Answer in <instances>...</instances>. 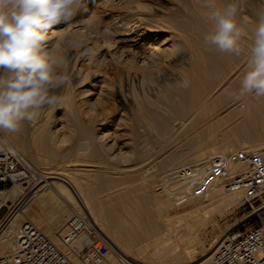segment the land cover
<instances>
[{
  "label": "bare ground",
  "instance_id": "1",
  "mask_svg": "<svg viewBox=\"0 0 264 264\" xmlns=\"http://www.w3.org/2000/svg\"><path fill=\"white\" fill-rule=\"evenodd\" d=\"M101 1L104 4V0ZM133 1L137 2L135 4L138 5V9L143 11L142 13L144 11L153 13H144L146 17L141 18L144 23L135 24L132 30L130 29L132 28L131 26L126 29L125 25L124 28L122 25H118V19L112 17L113 23L106 29L113 38H111V41L110 39H103L104 42L102 41L103 43L98 46L104 53L97 59L95 57L94 59L90 58V55L89 63H99L98 65L102 67L107 66L106 59H109L108 61H111V70L114 74L121 75L128 84H135L137 77H140V75H142V80H144L147 76L156 75L154 73L156 70L157 75L159 70L161 73L163 63L169 61L171 56L174 57L179 52L184 54L182 58L189 57L190 61L182 80L180 79L177 82L178 79L175 78L177 79L176 82L170 81L171 85L159 90L156 96L157 101L141 100L136 106L134 113H132L136 138L145 141L148 147L151 145L153 148L149 149L146 146H142L143 143L139 145L138 153L142 159L143 157L148 159L150 155L153 157L154 153H151L155 150L154 156H158L160 167L164 170L167 169L164 172L166 174L177 167V165L205 160L211 155L227 154L236 151L238 148L244 150L263 146L264 98L257 99L249 95L237 100L235 97L238 93L242 76L247 70L248 49L252 43V31L257 26L260 18L264 17V0H251L247 4H244L243 0H224V3L218 2L221 0H214L216 8H222L229 3L235 4L238 8L235 17L236 22L247 33L241 41V53L239 55L220 52L205 43L204 36L212 30L213 24L208 20L210 10L204 6L203 0L185 1V5L183 4L187 11L185 17L181 16L179 11H168L165 14L163 12L164 15H156L144 0V2L129 0L127 4ZM107 2L109 1L107 0ZM121 6L123 7V5ZM239 6L240 8H246V10L242 12ZM154 9L156 8L154 7ZM140 10L136 11V15L140 13ZM139 15L142 16L141 13ZM61 26L63 25H56L48 31L45 51L49 54L55 52V54L59 55L57 51H64L66 45L69 46L71 44L80 48L85 44H82L84 41L81 42V39H85V42H88L89 39L99 42L98 39L100 38L96 35L97 33L94 34L90 28L82 24L78 25L76 29L67 31H61ZM165 29H171L177 34L159 36V32H164ZM147 40L152 41V43L149 45L146 42L147 44H145ZM94 41L93 43H95ZM163 45L167 47L161 49ZM147 46L155 48L150 50ZM94 47L95 44H93ZM93 48L90 49L93 50ZM80 53L81 50L76 53L71 51L66 56L68 63L66 67L71 72L69 77L72 80L76 77V74H73L75 68L78 67L81 61ZM186 66L184 65V67ZM80 74L83 79L84 76L82 73ZM82 81H85V78ZM145 81L147 80L145 79ZM100 82L103 83L104 81ZM63 90L72 89H69V85H67ZM80 92L82 91L80 90ZM84 92L81 95H84ZM67 96V121L81 126L80 129L78 128L80 140L71 151L72 156L66 155L68 156L67 161L65 162L66 158L63 159V165L60 161L59 166H62L52 169L53 171L50 173H45L42 169L44 175L41 181L31 186L28 191L29 186L19 184L10 191L0 192V204L8 200L15 203L16 199L22 194H25L28 200L11 220L0 226V257L11 254L14 251L17 228L24 222L37 223L38 225H35L39 226L38 228L51 242L60 249L65 250L61 242L62 234L60 233L66 225L65 221L72 214L85 213L93 220L96 230L99 233H105L110 240L111 246L107 248L103 264H117L119 255L125 256L134 264H151L150 262L183 264L196 261L198 249L205 247L204 238L201 237L199 232L206 230L208 226L211 228V234L216 231V221L214 219L209 217L204 222L199 216L210 215L213 212L212 210L216 209L215 207L220 210V208H226L229 205H236L240 197L237 195H226L228 198H225L226 196L223 197L222 195L224 199L222 197L219 200L217 199L214 202L216 204H213L215 207L212 209L208 206V208H204V206L203 208L193 207L188 213L180 214L178 213L179 206L171 203V195L163 184L161 186L164 191L161 190L162 192L158 193L153 188L156 185H154L155 179L153 177L152 179L149 178L150 175L149 179L138 181L137 173L139 172H135L138 170L137 167L127 164L126 167L128 169L126 170H128L127 173L129 174H124L123 172L117 175V178H112L107 172L112 161L110 160L111 163L108 164L105 162L107 159L105 161L100 159L103 152L113 154L112 148L103 143L105 135L102 133L96 134L92 129L81 125L82 115L86 114V112L87 114L91 113L94 106L93 103L83 97L82 101H77V103L69 93ZM25 127L27 128V125L24 123V126L22 125L21 129L16 133L0 132V150L22 151V155H27L26 157H29L32 163L40 167L25 138L27 135ZM139 127L145 128L143 134L137 132ZM153 132H155L156 137ZM76 133H73L72 136ZM37 142L44 152L50 153L51 157L49 158L56 156L55 149L50 148V141L47 135L39 138ZM89 147L91 152L87 153ZM114 155H111L113 159ZM139 155L138 157H140ZM26 157L24 156V158ZM55 160H58V158ZM78 164H81L82 167H89L91 170H85L80 177L76 175L79 178L72 180L71 171L72 169L74 170L73 167L77 168ZM43 165L46 166L45 163ZM67 165L70 166L68 167ZM109 173L111 172L109 171ZM125 183L131 184V190H119L115 193L113 192V196L111 195V186H116L115 184L121 186V184L124 185ZM212 194H215L214 196L216 197L220 196L222 192L216 190ZM212 198L214 199L213 196ZM192 203L193 201L189 205ZM173 213L176 215H173ZM45 217L52 218L53 221L50 226L45 227V225L38 223L39 219L43 220ZM180 231H183L187 237V240L184 241L187 245L183 248L180 243L172 241L175 234ZM229 231L227 230L215 236L210 235V247L202 251L203 255L201 258L203 261L199 264L212 263L214 252L229 235ZM111 232L114 238H112ZM203 234L204 232L202 236ZM111 239H114V241ZM90 242V237L83 235L71 247L66 249L77 251L70 256L74 264H84L78 255V251L89 245Z\"/></svg>",
  "mask_w": 264,
  "mask_h": 264
},
{
  "label": "rangeland",
  "instance_id": "2",
  "mask_svg": "<svg viewBox=\"0 0 264 264\" xmlns=\"http://www.w3.org/2000/svg\"><path fill=\"white\" fill-rule=\"evenodd\" d=\"M100 1L101 0H84L83 7L81 8L80 11L77 12V14L74 16L73 20L66 25L62 24L63 26H61V28H60L61 31H64V30L67 31L70 29H76V27L78 25L82 24V25L90 28L94 34L97 33L96 35L100 39H98L99 42L94 41V39H89L88 42H85L86 41L85 39H81V42L84 41L82 44L85 43L84 46L80 47L81 49L79 47H74L71 44L69 46L66 45V48L64 51L60 50L61 53H60V51H57L59 55L55 54V52L50 53L54 57L66 59V56L68 54H70L71 51L76 53V52H79L81 50V53H80L81 54V61L78 64V67L75 68V71L73 73V74H76L75 75L76 77L73 80L70 79L71 83L68 84L69 89H72V90H67L68 92L66 90H61V92L59 94L65 95L66 97H68L67 94L69 93V95L72 98L74 97L73 99L75 102H77V101L80 102L84 98V99L91 100V102L93 103L94 106H93V109L91 110V113L87 114V112H86L87 115L86 114L82 115V124L81 125L84 127L92 129L96 134L102 133L105 135V140H103V143H106V146L108 145V147L112 148L113 154L103 152L100 159L102 161H105L107 159L105 162H107L108 164H110L112 161V163L109 165L110 167H108V170H107L108 174L111 175L112 178H117L118 177L117 175H120L123 172H124V174H129V173H127L128 170H126V169H128V168L126 166H127V164H129V166L133 165V167H135V168L137 167V169H138L135 172H137V171L139 172V173H137L138 174L137 175L138 181H140V180L145 181L146 179H149V178L152 179V177H153L155 179V180L153 179L154 185L155 184L157 185V186L155 185L153 187L154 191L160 193V192L164 191L163 190L164 188L161 185L163 183L162 178L165 175L164 172L167 169L164 170L160 167L158 156H154V154L156 152L155 150H153V152L151 153V154L154 153L153 157H152V155H150L148 157V159L145 157H143V159H142L141 155H139V153H138L139 152L138 151L139 145H141L143 143L142 146H146V147H148V146L146 145L145 141H141V140H138L136 138L135 126H134L135 122L133 121L134 119H133L132 113H134L136 106L138 105V103L141 100L149 99L152 101H157L156 96L158 95L157 92L159 90H162V88L167 86V85H171L172 81L176 82V80L178 79L177 80V82H178V81H180V79L182 80V78L184 77V74H185L184 73L185 69L188 68V64L190 63L189 57L182 58V56L184 54H181L179 52L174 57L171 56V59L169 61H165L163 63V65L161 66V70L163 71V69H164L163 72L161 71V73H160V70L158 69L159 74L157 75V72H156L157 70H156L154 72L156 75L147 76L145 78L147 81H145V79L142 80L143 77H142V75H140L141 79H140V77H137V81L135 82V84H128L124 81V79L121 77V75L116 74V73L114 74V72H112V70H111V61H108L109 59H106L107 66L101 67V65H98L99 63H95V62L89 63L90 58L94 59V57H95V59H97V58H99V56L101 57L102 53H104L103 50L100 49L98 46V45H100V43L102 44L104 42L103 39H105V40L110 39V41H111V38H113V37H111V34L108 33V31L106 29L107 27H110L112 25V23H113L112 19L113 18L118 19V21H117L118 25H120V26L122 25L123 28L125 25L126 29L130 28V26H131L132 28H130V29L132 30L135 27V24L138 25V24L144 23V21H141V18L146 17L145 14H149V13L152 14L153 13V12L146 13L147 11H144L145 14L142 13L143 11L138 9L139 7L137 8L138 5H136L137 4L136 1L129 2V4H127L128 3L127 1H129V0H122V2H121V0H108L109 2H107V3H106L107 0L106 1L104 0L103 1L104 4L101 3L102 1L101 2ZM118 1H120V2H118ZM139 1L140 2L145 1V3L147 5H149V7L154 11V14L159 15V16L164 15L165 13H168V11L169 12L170 11H179L180 15L184 16V17L187 15V11L185 10V7H184L185 1H187V0H144V1L139 0ZM249 1H251V0H243L244 4L249 3ZM125 2H126V4H125ZM218 2L224 3V0H221ZM119 3H121V4H119ZM105 4H106V6H105ZM121 5H123V7ZM240 6H239V9L242 12H244L246 10V8L245 9L240 8ZM154 7L156 9H154ZM225 7L226 6H224L222 8L220 7L217 9L223 10ZM139 10H140V13L142 14V16L139 15L140 14L139 12H138L139 14H137L138 16L136 15V13H137L136 11H139ZM163 12H164V14H163ZM74 24H76V25H74ZM167 30H168V32H167ZM171 31H172L171 29L170 30L165 29L164 32H161V33L159 32V36L160 35L161 36H168V35L172 36V35H174V33L177 34L176 32H174V31L171 32ZM65 34H67V33L65 32ZM93 41L95 43H93ZM146 42L149 43V45L152 43V41H150V40L145 41V44H147ZM93 44H95L96 48L95 47L93 48ZM164 47H167V46L163 45V46H161V49H165ZM90 48H93V50H91ZM147 48H150V50H154L153 48H155V47L147 46ZM99 50L102 52L100 53ZM63 54H64V56H63ZM89 56H90V58H89ZM100 59H102V58H100ZM179 59H181V60H179ZM182 61H183V63H182ZM96 64H97V66H96ZM184 65L185 66L187 65V66L184 67ZM66 66H68V63L64 65V69H62V70H65L66 73L69 75L71 72H69V70ZM80 73H82V75L84 76L83 79L85 78V81H82L83 79H82ZM85 74H86V76H85ZM175 78H177V79H175ZM100 81H102V82L104 81L105 83L104 82L101 83ZM79 87H80V89H79ZM80 90L82 92H80ZM83 92H84V95H81ZM70 96H69V98H70ZM76 96H77L78 100H77V98H75ZM96 104L97 105L99 104V105L97 106ZM66 105L67 104L65 103L63 105L53 106V109H55L54 111H53V109L49 110L48 108L43 109L41 111V116L39 117L40 119L33 121L32 122L33 124L31 122H24L27 125V128L25 127L26 134H27L25 138H26L27 143L30 147V151L32 152L35 160H37L38 163L40 164V167H38L37 165L32 163L31 159L29 157H26L27 155H22L23 154L22 151H15L16 153L20 154L23 158L25 156L27 158V159L25 158L26 161L31 163L37 169H39L41 171L43 169V171L45 173H50L51 171H53L52 169L62 166L64 163L63 159L66 158V160H65V162H66L67 157L72 156L71 151L73 150L74 147L77 146V143L80 140L78 128L80 129L81 126L79 124H74L70 121H67V117H66L67 116V106ZM103 113H104V115H103ZM84 117H85V120L87 122L84 120ZM45 118H46V120H45ZM44 121H46V122H44ZM38 122H40V123H38ZM42 122H44V123H42ZM24 123L22 124L23 126H24ZM41 124H42V126H41ZM32 125H33V127H32ZM33 128H34V130H32ZM140 128H142V127L137 128V132L139 134L140 133L143 134L145 132V128H142V129H140ZM44 129H45V132H44ZM49 131H50V133H49ZM73 131H76L77 133L73 132ZM34 133H35V135H34ZM73 133H76V134H74V136H72ZM42 135L48 136L49 141H50V148H54L55 149L54 152L57 153V154H55L56 156H54V157L52 156L53 158H49V157H51L50 153H48L46 151L44 152L41 149L40 145L37 144L38 143L37 140L39 138L43 137ZM153 135L156 137L155 132H153ZM51 136H52V138H51ZM37 137H38V139L36 140ZM62 139H63V141H62ZM55 140H57V141H55ZM108 140H110V141H108ZM58 141H60V142H58ZM35 146H38L39 148L35 147ZM263 146H261V147H263ZM148 148L151 149L152 146L149 145ZM90 150H91V148L89 147V151L87 149V153H90L91 152ZM236 150H241V149L238 148ZM47 154H48V156H47ZM66 155H68V156H66ZM111 155H114V159ZM138 155L141 158L138 157ZM159 155H162V154H159ZM46 158H48L49 160L48 159L46 160ZM57 158H58V160H55ZM51 159H53V160H51ZM144 159H146V160L144 161ZM62 160H63V162H62ZM114 160H116V161H114ZM60 161H61L62 165L59 166ZM51 162H53V163H51ZM44 163L46 164V166L43 165ZM82 165H89V164H82ZM67 166L69 167L70 165H67ZM177 166H179V165H177ZM73 168H74V170L72 169V171H71L72 175L70 174L73 177V179H72V177L69 176L72 180L79 178L81 173L84 172L85 170L86 171L91 170L89 167H82L81 164H78L77 168L76 167H73ZM80 170H81V172L79 173ZM157 170H159L160 172ZM109 171L111 173H109ZM144 172H145V174H144ZM113 174H114V176H113ZM76 175H78L79 177ZM149 175H150V177H149ZM55 181H58V180H55ZM125 184L124 185L121 184V186L119 184H115L116 186H111V191H110L111 195L113 196V192L115 193L119 190H122V191L131 190V184L130 185H129V183H125ZM22 195H20L16 199L15 203H17L19 200H21V198L23 197ZM214 195L215 194L211 193L207 202L195 200V201H193V203L191 205L188 204V206H184L183 208L179 207L180 209H179L178 213H180V214H182L184 212L188 213V211H190L193 207L203 208V206H204V208L209 207L212 209L215 207L214 205L216 203H214V202L217 199L219 200V199H221L220 197H222V195H223V197H225L228 194H221L220 196H216V197ZM212 196L214 197V199L212 198ZM229 197H232V196H229ZM225 198H228V196H226ZM240 199H238V202L236 205H229V206H227L228 208L225 206L226 208L223 207V208H220V210H219V208L215 207L216 209L212 210L213 211V212H211L212 214L210 213V215L209 214L201 215L202 218H201V216H199L200 219H202L204 222H206V220H208L209 217L214 219L216 221V227H215L216 231L213 234H211L210 233L211 228L209 226L206 230L205 229L203 231L201 230L199 233H200L201 237L204 238V246L205 247L198 249V252H197L198 258L196 259L197 262L194 261L193 263H183V264H199L203 261V259L201 258L203 255L202 251H204L205 249H208L210 247V244H209L210 238H211L210 235L215 236V235L221 234L222 232H225L227 230H230L229 233H232V232L242 233V232L248 230L250 227L256 225L259 222L260 218L264 217V196L262 198H260L259 200L254 201V202H245L243 199H241V200ZM170 200L172 201L171 203H174L172 197ZM210 206H213V207H210ZM215 210H218V211H215ZM7 212H8V208L6 206L4 208H2L0 210V219H3L6 216ZM73 215L74 214H72L67 219V221H65V223L67 222V224H68V222L73 217ZM173 215H176V214L173 213ZM43 221L50 224L53 220L50 217H47V218L45 217V219H43ZM35 224L38 225L37 223H35ZM65 228H67V225L62 229V231H60L61 234L66 230ZM203 232H204V234L202 236ZM205 233H206V235H205ZM99 235L101 237H103L104 240H106L107 248L109 246H111L110 240L108 239V236H106L105 233L100 232ZM112 236H113V233H112ZM112 238H114V236ZM111 240L114 241V239H111ZM186 240H187L186 235L184 234L183 231H180L177 234H175V237L172 241H175V243H177V242L180 243L182 248H183L184 246L187 245L186 242H184ZM87 246H85L83 249H85ZM66 249L67 248H65V250ZM72 255H73V253H72ZM140 261H142V259H140ZM150 263L151 264H164V263H160V262H157V263L156 262L155 263L150 262ZM179 264H182V263H179Z\"/></svg>",
  "mask_w": 264,
  "mask_h": 264
},
{
  "label": "built area",
  "instance_id": "3",
  "mask_svg": "<svg viewBox=\"0 0 264 264\" xmlns=\"http://www.w3.org/2000/svg\"><path fill=\"white\" fill-rule=\"evenodd\" d=\"M44 173L20 154L0 150V192L10 191L21 184L31 186L41 181ZM174 204L184 207L191 201L207 202L211 193L237 195L245 202H254L264 196V146L236 150L222 155H211L205 160L175 167L162 178ZM11 206L0 204L8 212L0 219V226L11 220L27 203L26 195ZM83 235L91 242L78 251L84 264H103L107 242L99 235L93 220L85 213L73 215L61 235L63 247L68 248ZM76 250H63L32 222L17 228L15 249L0 257V264H74L70 259ZM117 264H134L125 256H118ZM211 264H264V217L242 233H229L213 254Z\"/></svg>",
  "mask_w": 264,
  "mask_h": 264
},
{
  "label": "clouds",
  "instance_id": "4",
  "mask_svg": "<svg viewBox=\"0 0 264 264\" xmlns=\"http://www.w3.org/2000/svg\"><path fill=\"white\" fill-rule=\"evenodd\" d=\"M83 4L84 0H0V132L16 133L24 122L39 119L43 109L67 102L59 94L71 83L62 70L67 60L46 52L45 43L48 31L71 22ZM203 4L213 24L205 43L239 55L247 33L236 22L237 6L229 3L220 10L214 0ZM251 35L237 100L249 95L264 98V17Z\"/></svg>",
  "mask_w": 264,
  "mask_h": 264
},
{
  "label": "crops",
  "instance_id": "5",
  "mask_svg": "<svg viewBox=\"0 0 264 264\" xmlns=\"http://www.w3.org/2000/svg\"><path fill=\"white\" fill-rule=\"evenodd\" d=\"M0 200H1V199H0ZM14 204H15V203H14L13 201L8 200L7 206H8V208H9V207L11 208V206H14ZM40 220H41V222H40ZM38 223H39V224H42L43 226L45 225V227H46V226H50V224L44 222L42 219H39ZM44 223H45V224H44ZM65 224L67 225V223H65ZM66 225H65V226H66Z\"/></svg>",
  "mask_w": 264,
  "mask_h": 264
}]
</instances>
